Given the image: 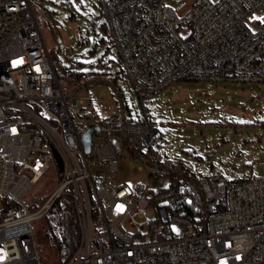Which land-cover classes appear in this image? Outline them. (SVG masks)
<instances>
[{
    "label": "built area",
    "instance_id": "built-area-1",
    "mask_svg": "<svg viewBox=\"0 0 264 264\" xmlns=\"http://www.w3.org/2000/svg\"><path fill=\"white\" fill-rule=\"evenodd\" d=\"M176 1L99 0L141 97L182 79L264 82V0ZM63 71L32 0H0V264H42L33 224L64 196L81 242L69 259L57 252L63 264H264V169L235 181L194 171L122 98L108 117L86 108L90 87L112 74L69 70L64 87ZM121 163L147 182L119 180ZM44 179L54 187L33 209L25 198Z\"/></svg>",
    "mask_w": 264,
    "mask_h": 264
},
{
    "label": "rangeland",
    "instance_id": "rangeland-1",
    "mask_svg": "<svg viewBox=\"0 0 264 264\" xmlns=\"http://www.w3.org/2000/svg\"><path fill=\"white\" fill-rule=\"evenodd\" d=\"M32 3L48 49L58 56L59 64L64 67L60 77L64 87L70 81L69 70L112 74V77L107 75L109 81L94 84L85 92L92 98L86 108L97 110L100 117H108L116 109V100L122 98L133 118L149 115L160 123L163 150L190 164L194 171L201 168L209 171L214 167L229 181L247 177L254 170L263 172L264 82L213 83L182 79L141 97L134 84L123 75L120 55L101 27L99 0H32ZM168 3L175 5L177 1L168 0ZM72 11L76 16L70 18ZM81 34L89 40L79 45ZM105 104L114 105L105 110L101 108ZM114 141L119 144L118 140ZM117 177L132 184L147 182L143 172L122 163ZM52 187L54 184L44 179L30 189L25 199L34 200L33 209H36ZM47 228L46 216L34 221L41 263L63 264L56 256L57 250L47 235Z\"/></svg>",
    "mask_w": 264,
    "mask_h": 264
},
{
    "label": "trees",
    "instance_id": "trees-1",
    "mask_svg": "<svg viewBox=\"0 0 264 264\" xmlns=\"http://www.w3.org/2000/svg\"><path fill=\"white\" fill-rule=\"evenodd\" d=\"M75 16L76 13L72 11L69 17ZM101 27L109 38L110 32L107 24L102 22ZM88 40L89 38L86 39V42ZM46 219L48 224L47 235L50 241L55 245L57 252L61 253L63 259H69L81 242V230L70 197L64 196L57 200L46 214Z\"/></svg>",
    "mask_w": 264,
    "mask_h": 264
},
{
    "label": "water",
    "instance_id": "water-1",
    "mask_svg": "<svg viewBox=\"0 0 264 264\" xmlns=\"http://www.w3.org/2000/svg\"><path fill=\"white\" fill-rule=\"evenodd\" d=\"M96 131H98V126L92 124L89 126L88 130L83 134V143L87 152L90 151L92 135Z\"/></svg>",
    "mask_w": 264,
    "mask_h": 264
}]
</instances>
